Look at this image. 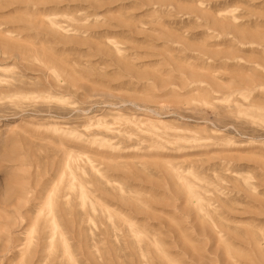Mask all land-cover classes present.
<instances>
[{
	"label": "rangeland",
	"instance_id": "obj_1",
	"mask_svg": "<svg viewBox=\"0 0 264 264\" xmlns=\"http://www.w3.org/2000/svg\"><path fill=\"white\" fill-rule=\"evenodd\" d=\"M0 264H264V0H0Z\"/></svg>",
	"mask_w": 264,
	"mask_h": 264
}]
</instances>
